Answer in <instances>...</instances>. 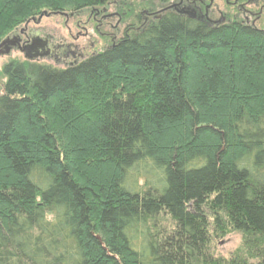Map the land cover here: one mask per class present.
I'll list each match as a JSON object with an SVG mask.
<instances>
[{"label": "trees", "instance_id": "trees-1", "mask_svg": "<svg viewBox=\"0 0 264 264\" xmlns=\"http://www.w3.org/2000/svg\"><path fill=\"white\" fill-rule=\"evenodd\" d=\"M111 1L0 0V42ZM63 66L0 69V264H264V28L166 12Z\"/></svg>", "mask_w": 264, "mask_h": 264}, {"label": "flooded vegetation", "instance_id": "flooded-vegetation-1", "mask_svg": "<svg viewBox=\"0 0 264 264\" xmlns=\"http://www.w3.org/2000/svg\"><path fill=\"white\" fill-rule=\"evenodd\" d=\"M115 3V1L109 2L102 7L78 11L73 13L72 16L65 17L66 24L68 20L74 19L76 26L83 29L82 34L78 33L76 37L71 35L73 40H77L79 36L82 38L83 41L79 44L69 43L64 38H55L51 35L34 32V30L28 28V24L23 28L16 29L15 34L21 36V44L37 36L48 39L53 55L52 57H46L44 59L52 61L57 65H68L86 57L88 54L86 53L87 47H89L88 43L91 46L95 45V41L92 40L95 39L93 35L99 36L97 39L101 41L100 43L103 45V48H111L124 35L129 36V33L132 31L141 30L143 26L149 24L154 19L161 18L166 12H174L181 15L179 11L189 8L195 12L194 17L190 18L207 23L210 26H218L231 20H240L256 28L257 23L260 22L264 15V0H226L228 5H232L237 9V14L232 17L228 13L221 11L219 6L214 3V0H210L209 3H206V0H172L170 4L166 6H162L161 4V7L157 9L149 6L148 8L140 10L139 14H133L139 21H132L133 17L131 13H121L120 9L117 8L110 10L111 5ZM250 4L255 7L254 11L249 9L252 7ZM167 7L170 8L166 9ZM216 11L220 14L218 18L215 14ZM83 14L87 15V18L82 23V19L78 17ZM182 16L189 18V16ZM113 20H115L114 23ZM123 25H125L124 30H121ZM89 37H91V40L85 42L84 40ZM93 50L91 53L98 51L99 47ZM40 60L42 59L40 58Z\"/></svg>", "mask_w": 264, "mask_h": 264}, {"label": "rangeland", "instance_id": "rangeland-1", "mask_svg": "<svg viewBox=\"0 0 264 264\" xmlns=\"http://www.w3.org/2000/svg\"><path fill=\"white\" fill-rule=\"evenodd\" d=\"M114 1L116 3L111 5L110 10L111 9L114 10L113 8H117V9H120L121 13H127V14L131 13L132 14L131 16L133 17L132 21H139L137 20V18L134 17L133 14H136V13L139 14L140 10L148 8L149 6H153V8L157 9V8H160L162 4L159 1H154V0H113L111 2H114ZM209 1L210 0H206V3H209ZM170 3L171 1L168 3L162 4V6H166ZM214 3L219 6V9L221 11L228 13L231 17L237 14L236 13L237 9H235L236 7L232 5H228L226 3V0H214ZM250 6L252 7L249 9L254 11L255 7L251 4ZM70 9H71L70 6H66V10H70ZM215 14L217 18L220 16V14L217 11L215 12ZM78 18L82 19V23H83V21H86L87 15L83 14L82 16ZM115 20H113V23L115 22ZM26 24H28V28L34 30V32L44 33L47 35H51L55 38H64L69 43L79 44L81 41H83L80 36L78 37L77 40H73L71 37V35L76 37L78 33L82 34L83 29L78 28L76 26V21H74V19L68 20L66 24L65 17L61 15L43 17L40 23L38 24L34 23L31 19L29 20V23L22 24L20 28H23ZM124 27L125 25L122 26L121 30H124ZM257 27L264 28V15L262 19L260 20V22L257 23ZM93 36L95 37V39H92V40L95 41V45L91 46V44L88 43L89 47H87V50H86V53H88L87 55L91 54V52L94 51L93 49H95L96 47H99V50L103 48L102 47L103 45L100 43L101 41L97 39L99 36L98 37L95 35ZM90 40H91V37L86 38V40L84 41L87 42ZM10 60H17L20 62L26 61L23 54L20 51L12 50L9 55L7 54L5 56L0 57V69L5 63H7ZM50 60H53V59H50ZM34 61H37L43 64L53 65L56 67H64L63 65H57L53 63L52 61H48L46 59H42L40 61L39 59H37ZM241 241H242V235L240 233L231 232L225 235L223 238L217 239L216 241L217 245H216L215 251L217 254L223 257H229L230 254L234 252L235 249L240 245Z\"/></svg>", "mask_w": 264, "mask_h": 264}, {"label": "water", "instance_id": "water-1", "mask_svg": "<svg viewBox=\"0 0 264 264\" xmlns=\"http://www.w3.org/2000/svg\"><path fill=\"white\" fill-rule=\"evenodd\" d=\"M170 7H167L168 9ZM165 9V10H166ZM181 15L194 17V11L189 8L179 11ZM53 14H58L55 12H49L47 10L43 11L38 17H33L32 21L34 23H40L43 17H49ZM60 15L64 17L72 16L73 13L60 12ZM29 23V21L27 22ZM13 49L20 51L24 58L29 61H34L37 59H44L46 57H52L53 53L49 46V41L43 37H34L30 41L21 44V36L16 35L15 31L7 36L3 41L0 42V57L3 55H9Z\"/></svg>", "mask_w": 264, "mask_h": 264}, {"label": "bare ground", "instance_id": "bare-ground-1", "mask_svg": "<svg viewBox=\"0 0 264 264\" xmlns=\"http://www.w3.org/2000/svg\"><path fill=\"white\" fill-rule=\"evenodd\" d=\"M6 55V54H5ZM5 55H3V56H5Z\"/></svg>", "mask_w": 264, "mask_h": 264}]
</instances>
